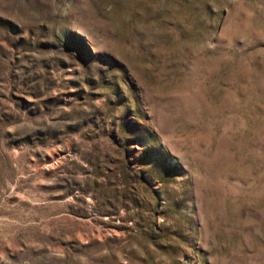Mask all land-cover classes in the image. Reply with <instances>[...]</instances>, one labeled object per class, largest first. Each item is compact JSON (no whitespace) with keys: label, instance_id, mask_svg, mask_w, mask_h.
I'll list each match as a JSON object with an SVG mask.
<instances>
[{"label":"rangeland","instance_id":"1","mask_svg":"<svg viewBox=\"0 0 264 264\" xmlns=\"http://www.w3.org/2000/svg\"><path fill=\"white\" fill-rule=\"evenodd\" d=\"M0 264H264V0H0Z\"/></svg>","mask_w":264,"mask_h":264}]
</instances>
